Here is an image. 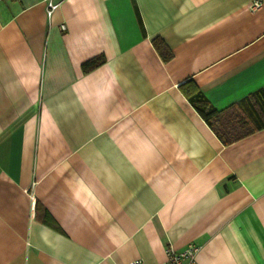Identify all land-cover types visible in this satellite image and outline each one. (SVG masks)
<instances>
[{
  "label": "crops",
  "instance_id": "obj_1",
  "mask_svg": "<svg viewBox=\"0 0 264 264\" xmlns=\"http://www.w3.org/2000/svg\"><path fill=\"white\" fill-rule=\"evenodd\" d=\"M57 1L0 0V264H264V127L220 137L254 119L264 0Z\"/></svg>",
  "mask_w": 264,
  "mask_h": 264
},
{
  "label": "trees",
  "instance_id": "obj_2",
  "mask_svg": "<svg viewBox=\"0 0 264 264\" xmlns=\"http://www.w3.org/2000/svg\"><path fill=\"white\" fill-rule=\"evenodd\" d=\"M96 61V59L86 61L83 64V68L87 70L93 67L97 63ZM190 99L192 101L199 102V105H197V107L203 117L208 121V123H210L209 119L211 116H213L215 120H219L223 116L221 114L223 112H217L212 106L208 105L206 98L199 90H196L190 97ZM244 102L251 105L250 114L252 115V117H254L253 122L251 125H249L243 117H237L233 121H229L228 119L227 123L223 124V127L235 126L240 129V132L226 135L230 136V138H227L225 135L220 134V137H222L225 143H229L234 139H238L248 133H251L254 130L264 127V87H261L260 89L249 94L246 98H244Z\"/></svg>",
  "mask_w": 264,
  "mask_h": 264
},
{
  "label": "built area",
  "instance_id": "obj_3",
  "mask_svg": "<svg viewBox=\"0 0 264 264\" xmlns=\"http://www.w3.org/2000/svg\"><path fill=\"white\" fill-rule=\"evenodd\" d=\"M46 4V16L49 18L54 10L58 7L59 2L57 0H45ZM259 2H254L253 7H258ZM197 252V246L193 244H187L184 248L177 250L168 246L165 250V261L160 264H196L195 256ZM128 264H146L141 258H134L130 260Z\"/></svg>",
  "mask_w": 264,
  "mask_h": 264
},
{
  "label": "rangeland",
  "instance_id": "obj_4",
  "mask_svg": "<svg viewBox=\"0 0 264 264\" xmlns=\"http://www.w3.org/2000/svg\"><path fill=\"white\" fill-rule=\"evenodd\" d=\"M195 260H196V258H195ZM197 264V263H196Z\"/></svg>",
  "mask_w": 264,
  "mask_h": 264
}]
</instances>
